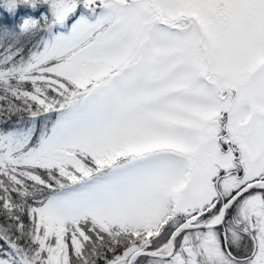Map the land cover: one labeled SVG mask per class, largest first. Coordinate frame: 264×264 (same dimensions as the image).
<instances>
[{
    "label": "snow or ice",
    "instance_id": "snow-or-ice-1",
    "mask_svg": "<svg viewBox=\"0 0 264 264\" xmlns=\"http://www.w3.org/2000/svg\"><path fill=\"white\" fill-rule=\"evenodd\" d=\"M0 8V264H264V0Z\"/></svg>",
    "mask_w": 264,
    "mask_h": 264
},
{
    "label": "trees",
    "instance_id": "trees-1",
    "mask_svg": "<svg viewBox=\"0 0 264 264\" xmlns=\"http://www.w3.org/2000/svg\"><path fill=\"white\" fill-rule=\"evenodd\" d=\"M0 12H4V9L3 8H0ZM16 12H17V15H22V14L28 12V11H25V10L24 11H20L19 9H17Z\"/></svg>",
    "mask_w": 264,
    "mask_h": 264
},
{
    "label": "rangeland",
    "instance_id": "rangeland-1",
    "mask_svg": "<svg viewBox=\"0 0 264 264\" xmlns=\"http://www.w3.org/2000/svg\"><path fill=\"white\" fill-rule=\"evenodd\" d=\"M20 11H31V9H28V8H26V7H24V6H20L19 8H18Z\"/></svg>",
    "mask_w": 264,
    "mask_h": 264
},
{
    "label": "clouds",
    "instance_id": "clouds-1",
    "mask_svg": "<svg viewBox=\"0 0 264 264\" xmlns=\"http://www.w3.org/2000/svg\"><path fill=\"white\" fill-rule=\"evenodd\" d=\"M22 2H24V0H22ZM27 2V6L31 7L32 6V0H26Z\"/></svg>",
    "mask_w": 264,
    "mask_h": 264
}]
</instances>
